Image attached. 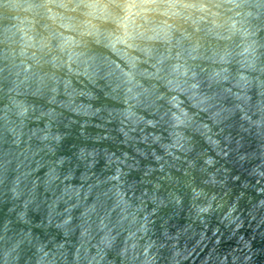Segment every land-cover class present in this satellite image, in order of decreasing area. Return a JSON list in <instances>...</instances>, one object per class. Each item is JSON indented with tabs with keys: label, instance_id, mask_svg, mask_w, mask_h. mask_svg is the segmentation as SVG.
<instances>
[{
	"label": "water",
	"instance_id": "1",
	"mask_svg": "<svg viewBox=\"0 0 264 264\" xmlns=\"http://www.w3.org/2000/svg\"><path fill=\"white\" fill-rule=\"evenodd\" d=\"M0 264H264V0H0Z\"/></svg>",
	"mask_w": 264,
	"mask_h": 264
}]
</instances>
